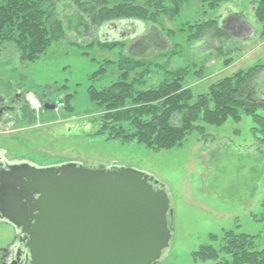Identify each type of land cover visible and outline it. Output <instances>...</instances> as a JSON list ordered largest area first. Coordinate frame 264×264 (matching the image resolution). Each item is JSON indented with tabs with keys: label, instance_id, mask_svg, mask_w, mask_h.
I'll list each match as a JSON object with an SVG mask.
<instances>
[{
	"label": "rangeland",
	"instance_id": "374dc122",
	"mask_svg": "<svg viewBox=\"0 0 264 264\" xmlns=\"http://www.w3.org/2000/svg\"><path fill=\"white\" fill-rule=\"evenodd\" d=\"M261 1L223 0L211 8L210 0H186L177 13L101 27L92 24L88 13L79 15L73 1H58L56 14L65 24L71 21V27L46 55L31 62L14 44L0 48V82L20 80L32 86L14 111L0 116V127L5 125L8 133L0 129V150L10 161L41 168L71 162L128 167L163 183L171 200L173 233L158 264H213L195 260L193 253L213 244L211 235L226 230L251 235L264 247V142L258 140L262 137L251 115L241 112L239 121L230 118L221 127L200 121L204 133L195 130L181 147L154 151L101 133L103 113L88 95L90 87L102 90L121 80L123 55L149 65L146 72L131 71V81L142 80L140 88H158L177 72L185 76L183 91L208 94L220 80L264 61V22L256 15ZM164 4L173 8L167 0ZM75 16L81 17L79 23L73 22ZM206 22L216 24L188 42V24L195 28ZM216 25L223 37L216 36ZM107 41L125 46L97 47ZM257 76L263 86L264 71ZM259 88L262 94L253 96L260 105L257 114L264 116V86ZM49 91L55 109L48 111L42 103ZM68 96L71 109L59 104ZM15 236L12 226L0 223V264Z\"/></svg>",
	"mask_w": 264,
	"mask_h": 264
},
{
	"label": "trees",
	"instance_id": "16d2710c",
	"mask_svg": "<svg viewBox=\"0 0 264 264\" xmlns=\"http://www.w3.org/2000/svg\"><path fill=\"white\" fill-rule=\"evenodd\" d=\"M58 1L60 0H0V48L7 43L14 44L18 52L31 62L46 55L57 41L64 38L71 25V21L65 24L56 14ZM70 1H73L79 15L89 14L96 27L107 22L151 19L158 16V13L168 11L177 13L180 2H186L167 0L173 4V8L166 9L164 0ZM219 1L223 0H210V7L217 8ZM256 15L260 22H264V0L260 2ZM80 18L75 16L73 22L79 23ZM214 24L216 23L206 22L195 28L188 24L186 31L191 33L188 42L197 41L207 30V26ZM193 29L196 33L192 34ZM212 29L217 33L216 36H224L217 25ZM96 44H93L94 47ZM123 46L125 43L121 41H107L99 43L97 47L105 50L121 47L123 50ZM123 56L118 63L123 71L120 81L102 90L94 87L88 90L91 102L101 108L103 113L101 133L108 132L110 138L120 139L122 142L136 141L154 151L171 150L181 147L193 131L204 133L205 126L198 125L200 121L206 125L221 127L230 118L239 121L240 113L245 112L252 116L254 129L262 137L258 140L264 142V116L257 114L260 105L253 96V93L262 94L258 87H263L264 84H260L257 75L264 71V61L220 80L208 94L194 96L191 91H183L185 76L177 72L171 75V80L163 81L158 88L138 87L142 80L131 81V71L140 68L146 72L149 65L141 59L129 61V57ZM104 69L106 68L102 67L101 72ZM69 99L70 96L59 104L70 108ZM210 241L213 244H205L193 253L195 260L210 261L213 264H264V247H260L256 238L251 235L226 230L222 235H211Z\"/></svg>",
	"mask_w": 264,
	"mask_h": 264
},
{
	"label": "water",
	"instance_id": "95a60500",
	"mask_svg": "<svg viewBox=\"0 0 264 264\" xmlns=\"http://www.w3.org/2000/svg\"><path fill=\"white\" fill-rule=\"evenodd\" d=\"M48 101L44 109L54 110ZM172 217L165 185L138 170L41 168L0 152V220L25 244L29 264H158Z\"/></svg>",
	"mask_w": 264,
	"mask_h": 264
},
{
	"label": "flooded vegetation",
	"instance_id": "af4514ba",
	"mask_svg": "<svg viewBox=\"0 0 264 264\" xmlns=\"http://www.w3.org/2000/svg\"><path fill=\"white\" fill-rule=\"evenodd\" d=\"M32 88L31 84L28 85L23 81H11V82H0V116L3 115L6 111H14L17 107L16 105L22 102L25 94V90ZM52 96L45 94L44 104L49 99V106L53 105ZM60 103V102H59ZM1 152V151H0ZM4 157L8 159L7 153L4 152ZM19 162V161H18ZM27 162V161H26ZM31 163V162H30ZM33 164V163H32ZM35 165V164H33ZM89 166V165H87ZM0 223L7 224L4 221L0 220ZM17 235V234H16ZM15 240L12 244L8 246L5 250L2 251L3 263L2 264H29L26 258L28 249L25 247V244L22 243L19 239V236H15Z\"/></svg>",
	"mask_w": 264,
	"mask_h": 264
},
{
	"label": "built area",
	"instance_id": "2783aa9c",
	"mask_svg": "<svg viewBox=\"0 0 264 264\" xmlns=\"http://www.w3.org/2000/svg\"><path fill=\"white\" fill-rule=\"evenodd\" d=\"M4 126H5V125H2L0 128H1L2 130H3V129L5 130L6 128H4ZM10 127H11V126H10ZM2 132H3V134H5V133L7 132V130L2 131ZM6 134H8V133H6Z\"/></svg>",
	"mask_w": 264,
	"mask_h": 264
}]
</instances>
